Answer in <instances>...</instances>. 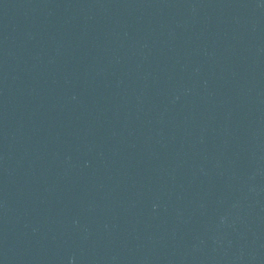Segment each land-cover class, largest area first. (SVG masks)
<instances>
[{"label": "water", "instance_id": "obj_1", "mask_svg": "<svg viewBox=\"0 0 264 264\" xmlns=\"http://www.w3.org/2000/svg\"><path fill=\"white\" fill-rule=\"evenodd\" d=\"M0 264H264V0H0Z\"/></svg>", "mask_w": 264, "mask_h": 264}]
</instances>
